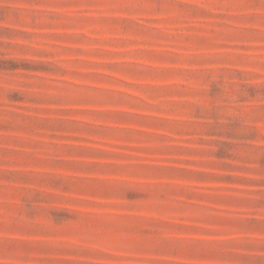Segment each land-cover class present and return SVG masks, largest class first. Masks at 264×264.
<instances>
[{
  "label": "rangeland",
  "instance_id": "1",
  "mask_svg": "<svg viewBox=\"0 0 264 264\" xmlns=\"http://www.w3.org/2000/svg\"><path fill=\"white\" fill-rule=\"evenodd\" d=\"M0 264H264V0H0Z\"/></svg>",
  "mask_w": 264,
  "mask_h": 264
}]
</instances>
